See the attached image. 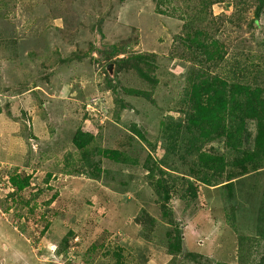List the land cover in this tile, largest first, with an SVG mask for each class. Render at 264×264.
<instances>
[{"label": "rangeland", "instance_id": "374dc122", "mask_svg": "<svg viewBox=\"0 0 264 264\" xmlns=\"http://www.w3.org/2000/svg\"><path fill=\"white\" fill-rule=\"evenodd\" d=\"M23 1L29 11V0ZM60 2L49 5L43 2L36 7L33 17L28 20L26 16L27 21L18 13L9 19L23 36L18 47H8L0 37L3 177L18 173L27 176L32 185L41 183L44 188L50 187L49 194L56 192L55 201L60 205L37 204L33 210L47 217L49 213L50 217L41 219L34 215L24 220L17 217L22 210L19 201L15 198L13 203L0 192V264H111V258L103 250L92 255L88 252L95 243L103 244L104 248L115 244L123 247L118 264H223L231 258L238 264L239 254H245L249 264H258L264 258V239L258 237L247 211L237 216L234 225L238 232L229 233L227 223L223 224L221 188L196 183L198 198L189 203V208L183 199L173 195L170 205L173 216L183 228L186 250L172 258L167 254L163 239L162 223L165 225V222L159 215L160 200L144 181L146 170L96 156L102 170H109L115 180L106 177L104 172L99 179L89 178L86 173H61L65 159L71 171L78 168L75 169L76 149L71 141L77 126L91 133L99 147L127 152V131L135 125L146 141L155 145L151 153L158 158L163 142L158 135V120L168 115L179 119L180 114L173 109L184 92L188 63L170 57L178 55L177 43L173 41L178 24L182 23L175 8V5L180 6L178 0L158 7L153 0L120 3L117 0H75L69 3L71 10L64 12L65 19L73 23L71 41L63 33L66 26L61 19L54 20L47 15L56 7L63 11L65 4ZM230 10L231 6L225 3L211 6L213 14ZM132 36H137L134 50L150 52L156 57L155 86L134 76L128 66L118 70V66L106 58L108 46ZM110 63L114 64L112 74L106 69ZM107 78L117 83L116 97L131 107L120 111V115V109L114 104L115 96L105 90ZM21 88L30 89L28 97L11 98L22 91ZM125 88L147 92L150 97L128 95ZM87 104L90 108L87 115L91 117L85 115ZM115 112L119 115L118 121H114ZM141 143L145 150L146 147L150 150L144 141ZM126 181H129L126 191L118 192L119 182H123V187ZM25 193L29 195L28 191ZM142 210L156 220L150 232L155 243L141 238L142 225L135 218ZM47 222V229L41 233ZM145 226L146 230L148 225ZM73 228L77 242L70 239L72 247L63 255L60 240ZM239 233L245 238L241 252L237 251ZM226 237L232 239L226 241ZM188 250L191 255L199 253V257L186 259L190 257ZM223 252L227 255H222Z\"/></svg>", "mask_w": 264, "mask_h": 264}, {"label": "trees", "instance_id": "16d2710c", "mask_svg": "<svg viewBox=\"0 0 264 264\" xmlns=\"http://www.w3.org/2000/svg\"><path fill=\"white\" fill-rule=\"evenodd\" d=\"M60 1L65 4L64 10L56 7L53 11L50 9L47 15L54 20L61 19L66 26L63 33L71 41L74 36L70 30L73 23L65 19L64 12L71 10L69 3L75 0H29V11L23 0H0V37L8 47H18L23 36L14 29L10 21L13 16L18 13L27 21L26 16L28 20L33 17L36 7L43 2L49 5ZM117 1L120 3L125 0ZM153 1L157 7L166 2L171 3V0ZM178 3L180 6L175 5V8L182 23L178 24L179 30L173 36L178 55L171 54L170 57L181 58L188 63V67L184 92L173 109V112L180 114L179 119L164 116L158 120V135L163 141L161 155L158 158L153 156L151 151L155 145L147 142L135 125L127 131V146L130 148L127 152L99 147L91 133L77 126L71 141L76 149L75 169L78 168L71 171L66 159L60 167L64 175L86 173L89 178L99 179L101 172H104L106 177L115 180L109 170H102L100 159H96V156H103L115 163L146 170L144 181L160 200V214L166 225L162 223L163 239L166 241L167 254L172 258L186 250V243L183 228L178 226L173 216L170 201L176 195L189 208V203L198 198L199 186L196 183L221 188L223 224L227 223L229 233L233 235L238 232L234 225L237 216L247 211L252 216L255 232L264 239V22H261L264 0H178ZM215 3L230 5V12L213 14L211 6ZM160 11L165 13L164 10ZM136 44L137 36H132L129 40L110 45L106 58L117 65L118 70L128 66L134 76L155 86L157 77L153 73L157 70L156 57L150 52L134 50ZM117 89V83L107 78L105 90L115 96L114 104L120 109V115V111L131 107L116 97ZM21 90L17 93L30 89ZM125 90L128 95L150 97L147 92L138 89ZM2 111L0 106V113ZM118 113H114V121H118ZM85 115L88 116L87 113ZM141 141L150 150L146 147V151ZM49 177L47 174V182ZM10 182L15 191L7 197L13 203L15 198L19 201L22 210L17 217L20 219L27 220L34 215L41 219L47 217L35 212V206L56 204L57 194H49L50 187L44 188L41 183L39 186L32 185L27 176L18 173L12 176ZM122 185L123 182H119L118 192L124 193L129 181ZM26 191L29 195H26ZM55 206L60 207L57 204ZM25 209H29V212H24ZM47 215L49 218V213ZM135 221L142 225L141 238L155 243L156 239L150 237V232L153 229L151 224H156V220L142 210ZM48 222L41 233L47 229ZM145 225H148L146 230L143 228ZM74 233V228L69 229L61 238L59 245L64 249L63 255L68 241L75 237ZM231 239L226 237V241ZM244 240V236L237 234V251L244 249ZM98 250H103L111 258V264H118L124 252L118 244L104 248L103 244L96 243L88 252L92 255ZM188 255L190 257L186 259L194 260L200 254ZM232 260L223 261V264H234ZM263 261L264 258H261L258 264H263ZM238 262L249 264V259L245 254H239Z\"/></svg>", "mask_w": 264, "mask_h": 264}, {"label": "clouds", "instance_id": "9594fccd", "mask_svg": "<svg viewBox=\"0 0 264 264\" xmlns=\"http://www.w3.org/2000/svg\"><path fill=\"white\" fill-rule=\"evenodd\" d=\"M113 64V63H112ZM114 78V77H113ZM113 78L111 79L112 81H115V80H113ZM36 91H38V90H36ZM181 98V97H180ZM86 110H87V114L88 113H90L89 111H90V108H89V104H87V108H86ZM96 115V114H95ZM168 116H170V115H168ZM89 117H91L90 115H89ZM103 119H105V116H103L102 118H101V120H100V122L102 123V121H103ZM4 166H3V164H1L0 163V192H2V193H4V194H6V195H9V194H11V193H13L14 191H15V188L13 187V185L11 184V182H10V179L12 178V176L14 175V173L13 174H11L10 176H8V177H6V178H4L3 177V173H4ZM259 237V236H258ZM76 238H73V240H74V242H77L76 240H75ZM185 242V241H184ZM71 243L72 242H69L68 241V244H67V247H66V252L64 253L65 255H67V253H68V250L72 247V245H71ZM186 243V242H185ZM189 252H191L190 250H188V252L187 253H189ZM228 261V260H227Z\"/></svg>", "mask_w": 264, "mask_h": 264}, {"label": "crops", "instance_id": "0c3cea01", "mask_svg": "<svg viewBox=\"0 0 264 264\" xmlns=\"http://www.w3.org/2000/svg\"><path fill=\"white\" fill-rule=\"evenodd\" d=\"M28 92H30V91H28ZM27 91H24L23 93H14V95L13 96H11V98H14V97H22L23 99H26L27 97H28V93ZM27 94V95H26ZM21 99V98H20ZM31 108V106L30 105H28L27 106V109L29 110ZM201 186H203V185H201ZM204 187H206V186H204ZM211 188H216V189H218L219 187L218 186H215V187H211ZM157 199H156V203H157ZM159 215H160V212H159ZM178 226H180V224L178 223ZM219 227H221V226H219ZM222 255H227V253H221ZM217 257V256H216ZM233 258H231V259H228V261L229 260H232Z\"/></svg>", "mask_w": 264, "mask_h": 264}, {"label": "water", "instance_id": "95a60500", "mask_svg": "<svg viewBox=\"0 0 264 264\" xmlns=\"http://www.w3.org/2000/svg\"><path fill=\"white\" fill-rule=\"evenodd\" d=\"M114 66V64L110 63L107 65L106 69L109 72V74H112V67ZM112 77V76H111Z\"/></svg>", "mask_w": 264, "mask_h": 264}]
</instances>
